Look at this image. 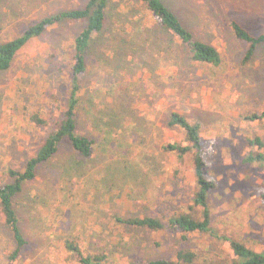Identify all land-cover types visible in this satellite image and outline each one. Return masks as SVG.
I'll list each match as a JSON object with an SVG mask.
<instances>
[{
	"label": "rangeland",
	"instance_id": "rangeland-1",
	"mask_svg": "<svg viewBox=\"0 0 264 264\" xmlns=\"http://www.w3.org/2000/svg\"><path fill=\"white\" fill-rule=\"evenodd\" d=\"M86 2L0 0V43L44 17L81 9ZM166 5L197 39L218 48L221 64L189 62L165 36L143 47L151 41L143 31L153 18L138 0H111L108 27L93 43L80 81L78 132L94 139L93 154L81 160L64 141L55 158L24 186L14 205L28 244L15 264H57L64 239L115 255L120 262L174 260L177 251L189 250L197 255L195 264H225L232 261L226 237L264 253V168L242 163L252 151L247 138L264 143V121H243L264 109V44L243 61L247 45L229 28L236 19L253 35L260 34L264 0H166ZM83 27L84 22L49 27L0 73V185L10 181L9 168L23 167L49 131L34 126L32 116L52 123L59 115L55 98L66 92L71 43ZM121 42L130 46L126 55L119 53ZM136 46L146 65L136 59ZM172 112L205 128L207 175L216 184L208 203L219 237L128 230L112 221L114 215L163 217L180 205L186 211L192 205L191 159L179 161L159 150L166 141L184 140L165 125ZM13 249L0 217V264L8 263Z\"/></svg>",
	"mask_w": 264,
	"mask_h": 264
},
{
	"label": "trees",
	"instance_id": "trees-1",
	"mask_svg": "<svg viewBox=\"0 0 264 264\" xmlns=\"http://www.w3.org/2000/svg\"><path fill=\"white\" fill-rule=\"evenodd\" d=\"M110 1L87 0L81 9L61 11L44 17L27 27L19 36L0 43V73H2L11 68L14 58L22 48L31 40L40 37L49 27L62 22H84V27L71 43V58L67 65L65 77L66 92L63 97L55 98V106L59 111V115L53 119L52 123L38 115L32 116L31 121L34 126L38 128L45 127L49 131L42 145L25 161L23 167L20 170L9 168L7 175L10 181L0 185V217L14 244V249L8 256L7 264H15L21 257L22 250L28 244L21 226V218L14 205L17 197L24 192V186L33 182L38 175L39 169L55 158L59 152L60 145L64 141L70 144L81 160H88L93 154L94 139L78 132V119L82 106L80 81L88 70V55L93 43L101 37L106 27H108L109 15L107 12ZM138 1L145 12L154 20V23L147 26L143 31L148 35L147 39L151 40L149 43L146 41L143 47L153 46L162 36H165L178 51L185 55L183 59L192 63L212 66L221 64L222 60L218 48L215 45L197 39L174 11L166 5V0ZM259 1L262 4V0ZM229 28L236 40L247 45L243 61H249L257 48L264 44V29L260 34L253 35L236 19L230 20ZM152 41L154 43H151ZM131 45L133 44L131 43ZM119 47V53L126 55V50L130 46H127V43H123ZM138 50L139 48L136 46V59L142 65H146L143 62L144 60L137 56ZM53 63L56 64V62ZM243 121H264V109L245 115ZM165 125L169 129L177 130L184 135L182 142L166 141L160 145L159 150L164 154L174 156L179 161L187 158L191 159L195 182V190L191 194L192 205L189 206L187 211L180 205L171 214L163 217L122 218L114 215L112 221L116 226L128 230L156 234L164 231L172 234H210L217 237L218 233L212 229L211 212L208 203L209 196L215 189L216 184L207 175V157L209 152L204 148L203 137L206 132L205 128L201 123L192 122L178 112L170 113ZM246 141L252 151L243 158L242 163L247 165L259 164L264 168V143L258 137L247 138ZM173 174L177 179L179 171L175 170ZM176 185L181 187V183H176ZM194 209L199 210V214ZM223 240L228 243L232 252V261L225 262V264H264V253H256L240 242L227 237L223 238ZM58 247L57 264H62L63 262L70 264H195L197 258V255L189 250H179L174 260L155 258L120 262L115 258V255L109 256L104 251H92L72 239L61 240ZM61 254L65 257H60L59 259Z\"/></svg>",
	"mask_w": 264,
	"mask_h": 264
}]
</instances>
